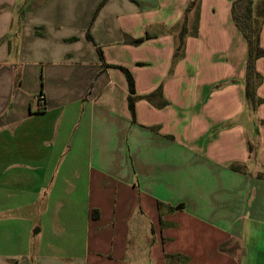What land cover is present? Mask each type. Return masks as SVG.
I'll use <instances>...</instances> for the list:
<instances>
[{"label":"crops","instance_id":"crops-1","mask_svg":"<svg viewBox=\"0 0 264 264\" xmlns=\"http://www.w3.org/2000/svg\"><path fill=\"white\" fill-rule=\"evenodd\" d=\"M101 2L0 0V264H264V103L231 0H200L174 62L189 0ZM97 48L160 89L134 121Z\"/></svg>","mask_w":264,"mask_h":264},{"label":"trees","instance_id":"trees-1","mask_svg":"<svg viewBox=\"0 0 264 264\" xmlns=\"http://www.w3.org/2000/svg\"><path fill=\"white\" fill-rule=\"evenodd\" d=\"M104 1L105 0H102L100 5ZM199 8H200V0H189L184 10L181 21L176 26L178 28V32L176 36V45L173 53V62L182 57L186 36L189 33H191V35L194 37L197 36ZM191 15L192 17L193 15L195 16L194 18H191L192 21L189 28L188 20L191 17ZM230 16L232 22L234 23L235 27L237 28L238 32L240 33L246 44L243 99H244L245 107L249 110V112L254 113L257 107L262 103H264V100L257 96V89L262 83V75L255 68L256 61L259 58L264 57V49L259 44V33L261 30V25L264 20V17H262L260 21H258L259 18L254 14L253 11V0H231ZM87 39L91 41L90 35H87ZM143 40L144 38H139L136 40L125 39L126 42L129 41L130 43L133 44H139ZM97 53L104 66L117 68L124 74L128 87V96H127L128 109L131 114L132 121H134L135 101H137L138 99H145L147 101H152L153 98L161 94L160 89H157L155 92L146 96H136L133 78L131 74L128 72V70L121 66L105 64L103 62L102 53L99 48H97ZM163 104H165V101L160 103L159 106ZM230 169L234 171H238L237 166L235 164L230 165ZM257 177L262 178L263 174L259 173L257 174ZM180 261L182 260L180 259Z\"/></svg>","mask_w":264,"mask_h":264},{"label":"rangeland","instance_id":"rangeland-1","mask_svg":"<svg viewBox=\"0 0 264 264\" xmlns=\"http://www.w3.org/2000/svg\"><path fill=\"white\" fill-rule=\"evenodd\" d=\"M23 2L24 0H18L16 14L21 13L22 10H24L25 5L23 4ZM253 11H254V14L259 18L258 21H260V19L264 17V0H253ZM194 16L195 15H193L192 17L191 15V18H194ZM193 23H194V20H193Z\"/></svg>","mask_w":264,"mask_h":264},{"label":"built area","instance_id":"built-area-1","mask_svg":"<svg viewBox=\"0 0 264 264\" xmlns=\"http://www.w3.org/2000/svg\"><path fill=\"white\" fill-rule=\"evenodd\" d=\"M43 99V97L42 96H39V100H42Z\"/></svg>","mask_w":264,"mask_h":264}]
</instances>
